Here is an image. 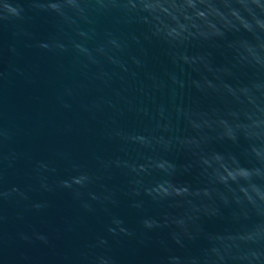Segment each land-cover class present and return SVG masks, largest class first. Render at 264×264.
I'll return each instance as SVG.
<instances>
[{"label":"water","instance_id":"1","mask_svg":"<svg viewBox=\"0 0 264 264\" xmlns=\"http://www.w3.org/2000/svg\"><path fill=\"white\" fill-rule=\"evenodd\" d=\"M0 264H264V0H0Z\"/></svg>","mask_w":264,"mask_h":264}]
</instances>
